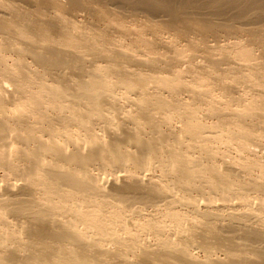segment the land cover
Instances as JSON below:
<instances>
[{"label": "bare ground", "instance_id": "obj_1", "mask_svg": "<svg viewBox=\"0 0 264 264\" xmlns=\"http://www.w3.org/2000/svg\"><path fill=\"white\" fill-rule=\"evenodd\" d=\"M123 1L168 13L163 23L180 29L196 19L188 9L199 0ZM95 2L0 0V29L21 45V69L11 71L0 43V264H264V161L249 154L264 149V62L237 65L251 69L247 80L263 76L252 86L263 106L222 108L207 98L217 121L205 126L196 100L211 88L185 85L187 103L164 95L177 92V76L147 83L149 71L163 64L171 74L185 57L161 63L140 32L124 45L102 24L72 20ZM208 2L215 16L234 11L227 16L260 24L247 32L264 44V0ZM198 22L207 36L213 22ZM208 60V79L234 94L238 80H223L234 59ZM175 117L180 130L162 134ZM233 150L238 157L227 160Z\"/></svg>", "mask_w": 264, "mask_h": 264}, {"label": "rangeland", "instance_id": "obj_2", "mask_svg": "<svg viewBox=\"0 0 264 264\" xmlns=\"http://www.w3.org/2000/svg\"><path fill=\"white\" fill-rule=\"evenodd\" d=\"M180 1L183 2L186 0ZM31 9L35 10L36 7L33 5L31 6ZM93 9L92 13L87 11L75 13L72 20L78 21L79 24L86 29H91L97 23L102 24L103 27H101V29L106 30V33L116 34L115 39L121 41L124 45L131 43V39H133L131 36L132 32H140L144 39H154L155 49L153 54L155 57L160 58L159 62L161 63L162 60L166 59L165 57L171 54L177 55L181 58L185 57L187 61H184L178 67L173 69L175 74H173V72L171 74L164 72V70L161 69L163 64H161L160 68L156 71H149L147 83L153 87L157 86L154 82L153 75H168L175 78L177 76V78L182 80L176 85V91L178 93L165 89L163 91L164 95L168 96L169 99H180L187 103L191 101V92L184 88L185 85L191 84L197 89L196 91L199 92L206 90V88H211L212 95L210 94L202 97L204 100H196V103L200 104V110L197 114L200 117V121L202 120L201 122L203 125L213 126V123L217 121V119L212 116L208 105L201 103L207 98L214 101V104H217L218 106L225 107L224 102H228L229 104H232V108L240 110L245 106H250L254 110H258L263 106L260 101L262 99V97H260L261 87L255 86L252 88L255 83H261L260 79L263 76L255 81L247 80L246 75L250 73L251 69L237 67L239 64H247L249 61H253L254 63L264 62V44L259 42L256 38H252L247 32L248 29L259 28L260 24L248 25L236 19L233 20L230 16H227L234 15V11L222 16H215V14H212L213 9L210 7L208 0H199L197 5L194 4L188 9L196 19L186 23V25L182 26L180 29L169 27L166 23H163L170 19V14L165 12L153 14L147 8H136L133 4H126L123 0H97V2L93 4ZM251 12H255V10H252ZM55 13H57V9L55 8H50L47 12L49 16ZM201 20H209L213 22L211 31L207 36L202 34L199 22L197 23V21ZM110 22L113 23L112 25L122 24L129 31V36L110 31L106 28V25ZM261 24L264 26V22ZM180 31H182L183 34H181ZM0 43H4L2 54L6 56L5 61L8 65L7 69L11 71H20L21 68L18 64L20 55L18 49L21 45L19 41L13 36L6 35L4 29H0ZM245 49L253 52L251 58H242L240 56V53ZM222 54H229V56L234 59V65H236L234 72L223 76L224 81L231 82L233 80H238L236 84V92L232 95L226 93L219 87V85L215 84L213 80L208 79V76L206 75L214 71L209 63L208 56L219 57ZM144 55L145 54L142 53L138 55V57H144ZM189 55H195L194 59H189L190 62H188ZM24 61L33 66V59L31 57H24L23 62ZM195 70L203 72L198 75L199 78L197 79L194 78L193 71ZM140 76L141 75L135 78L136 83H142ZM4 84L7 87V94L10 95L14 90V87L8 77H5ZM159 86H162L161 89L163 88V85ZM245 87L252 89L253 92L248 93ZM221 100L222 104L219 103ZM175 118L171 120L169 124L164 125L161 128L162 134H167L169 127L176 129V131L180 130V119ZM190 151L192 152V150ZM249 154L252 158H258L264 161V149L258 147ZM195 155H198V153H195ZM235 157H238V153L233 150L229 152V156L226 158L227 160H231ZM2 175L3 172H0V178Z\"/></svg>", "mask_w": 264, "mask_h": 264}]
</instances>
